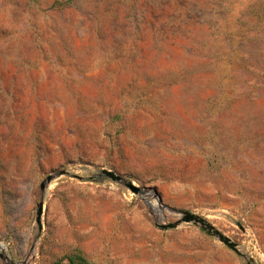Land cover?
<instances>
[{
	"label": "rangeland",
	"instance_id": "1",
	"mask_svg": "<svg viewBox=\"0 0 264 264\" xmlns=\"http://www.w3.org/2000/svg\"><path fill=\"white\" fill-rule=\"evenodd\" d=\"M76 249L264 264V0H0V264Z\"/></svg>",
	"mask_w": 264,
	"mask_h": 264
},
{
	"label": "water",
	"instance_id": "2",
	"mask_svg": "<svg viewBox=\"0 0 264 264\" xmlns=\"http://www.w3.org/2000/svg\"><path fill=\"white\" fill-rule=\"evenodd\" d=\"M68 173L65 170H62L58 175H50L47 179V183H49L52 179H54L55 177L61 176ZM103 173L109 177H111L113 180L116 181H120L122 178L121 176L117 175L115 172L111 171V170H107L104 169ZM128 186L134 190L135 192H139L140 189L135 186L133 183H128ZM158 196V195H156ZM43 213H44V202L41 201L38 205V209H37V217H36V221L37 224L39 226V229H42V217H43ZM182 223H195V224H201L202 227L207 228L209 231H212L214 233V235L218 236V238L225 243L227 246H229L230 248L238 251L237 249V245L236 243H234L229 237L225 236L223 233H221L220 231L214 229V227L210 224H207L204 220V218L190 212V211H185L182 215V217L174 222V223H168V224H164V223H158V226H160L163 229H174L176 227H178L179 225H181Z\"/></svg>",
	"mask_w": 264,
	"mask_h": 264
},
{
	"label": "trees",
	"instance_id": "3",
	"mask_svg": "<svg viewBox=\"0 0 264 264\" xmlns=\"http://www.w3.org/2000/svg\"><path fill=\"white\" fill-rule=\"evenodd\" d=\"M64 260H66V264H98L93 262L82 249H76L52 264H63Z\"/></svg>",
	"mask_w": 264,
	"mask_h": 264
}]
</instances>
